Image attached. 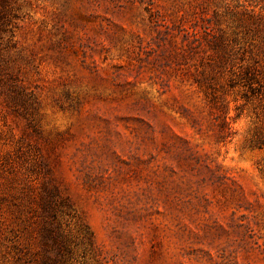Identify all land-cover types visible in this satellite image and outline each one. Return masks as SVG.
Instances as JSON below:
<instances>
[{
    "label": "rangeland",
    "instance_id": "rangeland-1",
    "mask_svg": "<svg viewBox=\"0 0 264 264\" xmlns=\"http://www.w3.org/2000/svg\"><path fill=\"white\" fill-rule=\"evenodd\" d=\"M0 264H264V0H0Z\"/></svg>",
    "mask_w": 264,
    "mask_h": 264
}]
</instances>
